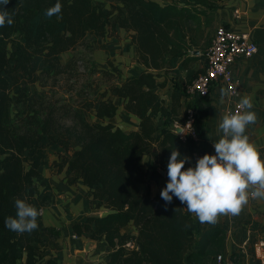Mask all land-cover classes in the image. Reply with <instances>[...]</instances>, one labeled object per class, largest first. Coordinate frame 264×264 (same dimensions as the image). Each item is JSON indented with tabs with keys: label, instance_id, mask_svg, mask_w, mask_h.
Returning <instances> with one entry per match:
<instances>
[{
	"label": "trees",
	"instance_id": "16d2710c",
	"mask_svg": "<svg viewBox=\"0 0 264 264\" xmlns=\"http://www.w3.org/2000/svg\"><path fill=\"white\" fill-rule=\"evenodd\" d=\"M224 1L59 0L61 13L51 18L45 11L57 0H10L0 5L14 20L11 26L6 22L0 27V264H41L44 258L35 243L46 201L39 197L38 178L47 142L67 152L75 145L73 157L65 156L62 165L81 179L93 204L109 211L74 226L77 233L84 229L92 239L105 240L112 249L107 264H207V259L215 261L223 254L226 230L205 226L175 197L166 210L160 193L153 197L142 187L168 181V159L174 148L182 156L199 151L194 140L184 143L175 127L185 124L188 111L194 110V127L204 139L209 96L191 95L187 86L200 75L193 65L201 59L205 71L211 44L206 33ZM107 2L121 5L114 20L104 10ZM188 25L195 29L194 38H189ZM118 29L132 33L137 63L144 70L124 79L110 62L109 70L94 67L90 73L115 83L112 91L140 120L138 131L126 133L105 123L117 114L112 102H87L80 110L54 104L43 113L30 109L31 85H46L73 71L75 55L66 64L64 55L75 52L89 36L95 38L90 45L94 52L99 39L116 37ZM259 68L264 72V60ZM168 81L173 85L169 106L160 95ZM97 105L96 116L103 122L90 124L86 112ZM63 119H71L73 125L64 128ZM15 198L26 199L38 210V228L31 233L5 227V218L16 213ZM128 226L137 233L124 232Z\"/></svg>",
	"mask_w": 264,
	"mask_h": 264
},
{
	"label": "crops",
	"instance_id": "0c3cea01",
	"mask_svg": "<svg viewBox=\"0 0 264 264\" xmlns=\"http://www.w3.org/2000/svg\"><path fill=\"white\" fill-rule=\"evenodd\" d=\"M222 6V10L216 16V26L225 25L239 31H246L251 34L259 46V53L256 56L241 57L234 64L233 70L239 86V101L245 95L250 97L253 103L250 111H254L257 115L256 122L246 127L245 134L250 142L255 144L261 158L264 159V72L259 68L260 62L264 60V0H225ZM236 10L241 11L239 20L234 15ZM187 32L189 38H194L193 26L188 25ZM99 42L97 49L88 58L91 70L97 66V69L107 71L111 62L121 71L124 79L136 76L144 70L137 63L136 47L132 44V33L118 29L116 37L99 39ZM75 54L76 51L64 55L63 63H68ZM112 88L103 92L98 100L99 102H112L118 109L116 116L106 119L105 123H113L126 133L138 131L139 118L125 110V101L118 98ZM221 89H223L221 86L214 87L207 98L209 107L207 116L203 120L205 136L204 139L195 142L199 150L208 153L215 151L213 142H218L223 136L222 131L217 133V129L228 106V98L226 95L221 97ZM163 91L168 94L167 99L162 96ZM172 92L173 85L170 81L160 91L161 97L168 106L172 103ZM97 107L98 105L94 110L86 112V116L92 117V121L87 118L90 124L103 122L96 116ZM51 145L45 150V159L41 163L38 178L39 197L46 199L41 205L40 237L35 243L44 251L41 264H46L48 261L55 264H107L112 249L105 240L92 239L91 234L84 229L77 233L74 226L83 224L91 216H105L109 211L93 204L81 179H78L77 175L68 169V165H62L65 156L73 157L75 145L73 144L68 152L61 146ZM191 156L187 155L190 160L185 164V168L192 166ZM165 184H167L166 179L160 183L146 184L142 187V192L145 193L149 189L154 197L161 192ZM37 204L40 205V201ZM193 217L198 219L194 213ZM205 226H218L226 230L223 251L226 258L232 259L231 257L235 256L236 264H259L254 254V246L258 241H264V198L249 197L247 204L242 207L239 214L220 215L215 224L205 223ZM124 232L137 233L132 226L126 227ZM213 261V258H209L206 262L213 264Z\"/></svg>",
	"mask_w": 264,
	"mask_h": 264
},
{
	"label": "clouds",
	"instance_id": "9594fccd",
	"mask_svg": "<svg viewBox=\"0 0 264 264\" xmlns=\"http://www.w3.org/2000/svg\"><path fill=\"white\" fill-rule=\"evenodd\" d=\"M10 0H0L6 6ZM62 5L57 3L45 11L51 18L61 13ZM12 13L0 8V27L14 23ZM59 18V16L57 17ZM228 93L221 89V97ZM250 97L245 95L238 103L234 113L226 112L219 123L217 133L223 136L213 142L215 155L205 154L188 168L185 164L190 158L182 156L174 148L168 159V181L160 196L165 208L173 197L186 205L199 221L215 224L220 215H237L247 204L249 196L264 198V159L254 143L245 134L246 127L254 124L257 115ZM16 213L5 218V227L23 234L38 228V210L26 199L15 198ZM179 208H176V212Z\"/></svg>",
	"mask_w": 264,
	"mask_h": 264
},
{
	"label": "built area",
	"instance_id": "2783aa9c",
	"mask_svg": "<svg viewBox=\"0 0 264 264\" xmlns=\"http://www.w3.org/2000/svg\"><path fill=\"white\" fill-rule=\"evenodd\" d=\"M235 18H241V11L234 12ZM259 53V46L246 31H239L232 27L220 25L214 29L211 44L206 52L207 66L204 73L200 74L188 88L189 94H198L201 97H208L210 90L216 86H221L228 94V106L226 112L234 113L239 101L238 81L234 77L233 66L241 57L252 58ZM195 111L189 110L186 122L183 125H176L182 128L179 134L181 140L187 143L190 139L199 141L195 129ZM205 154L215 155L214 152L203 150L195 151L191 156L192 166L198 158ZM250 198L251 195L249 196ZM41 214V211H40ZM254 254L259 264H264V241H258L254 246ZM214 264H236L234 260L226 258L225 255H218Z\"/></svg>",
	"mask_w": 264,
	"mask_h": 264
},
{
	"label": "rangeland",
	"instance_id": "374dc122",
	"mask_svg": "<svg viewBox=\"0 0 264 264\" xmlns=\"http://www.w3.org/2000/svg\"><path fill=\"white\" fill-rule=\"evenodd\" d=\"M155 1L165 3L167 0ZM119 7H121V5L118 3L107 2L104 4V10L106 13L112 14V20H114L117 16V10ZM215 27H217L216 24H214L213 28L206 33V37L209 36V40H212ZM94 39L95 38L91 36L87 37L84 44L76 50L74 57L76 60V68H74L73 71L59 76L56 81H48L46 85L41 86L34 84L29 87L28 104L33 112L37 113V111H40L43 113V109L48 108L53 104L56 105L57 108L67 105L69 108L80 110V106H83L87 102L98 101L103 92L109 91L111 87L115 85V83L104 81L99 74L90 73L91 69L88 66V58L92 53L90 45ZM201 52L204 54V51ZM193 54L202 56L199 51H194ZM202 60L203 59L193 65V68L195 70L197 69L200 74L204 71V64ZM8 78L12 80V76H8ZM189 86H187V91ZM162 96L166 98L168 97V94L163 91ZM87 118L92 121L91 116L89 117V115H87L86 119ZM61 124L64 128H68L73 125L71 119H63ZM51 144L52 143L47 142V148ZM151 184L152 183H150V185Z\"/></svg>",
	"mask_w": 264,
	"mask_h": 264
},
{
	"label": "water",
	"instance_id": "95a60500",
	"mask_svg": "<svg viewBox=\"0 0 264 264\" xmlns=\"http://www.w3.org/2000/svg\"><path fill=\"white\" fill-rule=\"evenodd\" d=\"M175 132L177 134H181L182 133V128L181 127H176ZM161 173H162L163 176H165V173L164 172H161Z\"/></svg>",
	"mask_w": 264,
	"mask_h": 264
}]
</instances>
